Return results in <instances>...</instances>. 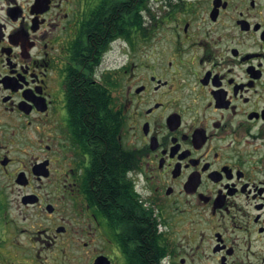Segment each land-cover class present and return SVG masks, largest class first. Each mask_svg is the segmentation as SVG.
<instances>
[{
    "label": "flooded vegetation",
    "instance_id": "af4514ba",
    "mask_svg": "<svg viewBox=\"0 0 264 264\" xmlns=\"http://www.w3.org/2000/svg\"><path fill=\"white\" fill-rule=\"evenodd\" d=\"M0 264H264V0H0Z\"/></svg>",
    "mask_w": 264,
    "mask_h": 264
},
{
    "label": "trees",
    "instance_id": "16d2710c",
    "mask_svg": "<svg viewBox=\"0 0 264 264\" xmlns=\"http://www.w3.org/2000/svg\"><path fill=\"white\" fill-rule=\"evenodd\" d=\"M101 131H103V130H101ZM107 133H108V130H107L106 127H104V134H103V137H104V139L109 140V136L107 135ZM99 134L101 135L100 130H99ZM114 166H115V170H116V168H117V163L114 164Z\"/></svg>",
    "mask_w": 264,
    "mask_h": 264
}]
</instances>
